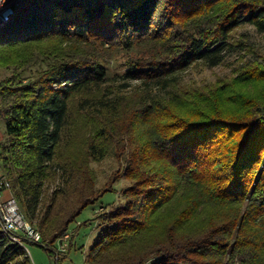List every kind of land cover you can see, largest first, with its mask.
I'll list each match as a JSON object with an SVG mask.
<instances>
[{
    "label": "trees",
    "instance_id": "16d2710c",
    "mask_svg": "<svg viewBox=\"0 0 264 264\" xmlns=\"http://www.w3.org/2000/svg\"><path fill=\"white\" fill-rule=\"evenodd\" d=\"M244 24L264 33V0L22 1L0 27V68L12 72L0 82V158L42 245L125 178L87 264H264V67L228 87L181 78L222 64ZM134 48L123 77L138 81L139 101L129 103L104 61ZM88 108L99 122L89 128L77 116ZM113 145L126 167L98 187L91 162ZM0 264H31L1 230Z\"/></svg>",
    "mask_w": 264,
    "mask_h": 264
},
{
    "label": "rangeland",
    "instance_id": "374dc122",
    "mask_svg": "<svg viewBox=\"0 0 264 264\" xmlns=\"http://www.w3.org/2000/svg\"><path fill=\"white\" fill-rule=\"evenodd\" d=\"M8 30L9 27L1 30V32L5 33ZM236 40H238V43L241 42V45H238L233 51L229 52L222 64L210 67L197 63L181 74L182 81L187 86L200 89H208L215 86L228 87V85L233 84L236 79L240 78L248 67L256 65L264 67V33L259 32L251 24H244L238 29ZM137 56H140V52L134 48L132 50H122L114 57L104 61L108 74L111 76L109 83L112 87L114 86L113 88L117 94L126 96V100L129 103H137L139 101L137 91L138 81L128 80L123 75L127 70L128 62ZM37 66L38 64L34 61L30 67L34 71ZM11 75L12 72L10 70L0 68V82ZM30 75L28 71L24 75V78ZM248 85H250L248 89L250 95L259 94L257 86L251 85V82ZM171 90H173V87L167 89L155 88L152 94L153 96L164 98L169 96V91ZM4 102L5 100L0 97V106ZM160 110L163 112L162 109ZM92 111L88 108L77 115L79 122L82 124L81 126H87L89 128L94 126L95 122L99 124L95 120ZM161 116L160 114L158 115V120L161 119ZM5 132V121L0 118V144H5ZM111 148L112 150L103 159L91 162V166L97 176L98 187H104L105 183L107 185L110 184L113 178L116 180L117 177L115 175L118 170L126 167L127 153L118 158L116 156L115 145ZM1 153L2 149L0 147V155ZM3 174V164L0 158V176ZM60 181L63 182V179ZM128 184L129 181L127 179L121 178L115 184V191L106 192L95 204L88 205L76 220L69 225L67 231L70 236L69 239L58 240L50 245L47 242L46 245L48 244V247L41 243L26 242L25 246L30 256L31 264H87L85 261L86 254L100 233V229L96 227L101 222L100 216L111 205H117L122 201V190ZM56 185L58 183H51L49 192ZM198 223L201 225L199 221Z\"/></svg>",
    "mask_w": 264,
    "mask_h": 264
},
{
    "label": "built area",
    "instance_id": "2783aa9c",
    "mask_svg": "<svg viewBox=\"0 0 264 264\" xmlns=\"http://www.w3.org/2000/svg\"><path fill=\"white\" fill-rule=\"evenodd\" d=\"M23 0H0V27L3 26L14 15L17 6ZM10 8V15L6 18V11ZM9 14V12H8ZM4 191H9L7 197H0V230L7 238L26 248V242L43 243L42 233L22 212L13 192L12 183L3 174L0 176V195ZM66 233L63 239H69ZM27 250V248H26Z\"/></svg>",
    "mask_w": 264,
    "mask_h": 264
},
{
    "label": "crops",
    "instance_id": "0c3cea01",
    "mask_svg": "<svg viewBox=\"0 0 264 264\" xmlns=\"http://www.w3.org/2000/svg\"><path fill=\"white\" fill-rule=\"evenodd\" d=\"M10 194V192L9 191H4L1 195H0V197H7L8 195Z\"/></svg>",
    "mask_w": 264,
    "mask_h": 264
},
{
    "label": "water",
    "instance_id": "95a60500",
    "mask_svg": "<svg viewBox=\"0 0 264 264\" xmlns=\"http://www.w3.org/2000/svg\"><path fill=\"white\" fill-rule=\"evenodd\" d=\"M17 8H18V6H17ZM8 12H9V14H8ZM10 13H11V11H10V8L6 11V16H5V18L8 16V15H10Z\"/></svg>",
    "mask_w": 264,
    "mask_h": 264
}]
</instances>
